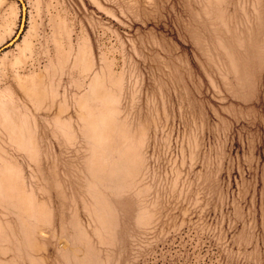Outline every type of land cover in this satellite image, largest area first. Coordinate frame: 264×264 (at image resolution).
<instances>
[{
  "label": "rangeland",
  "instance_id": "rangeland-1",
  "mask_svg": "<svg viewBox=\"0 0 264 264\" xmlns=\"http://www.w3.org/2000/svg\"><path fill=\"white\" fill-rule=\"evenodd\" d=\"M0 0V264H264V0Z\"/></svg>",
  "mask_w": 264,
  "mask_h": 264
},
{
  "label": "water",
  "instance_id": "water-1",
  "mask_svg": "<svg viewBox=\"0 0 264 264\" xmlns=\"http://www.w3.org/2000/svg\"><path fill=\"white\" fill-rule=\"evenodd\" d=\"M20 1L23 4L22 0H20ZM25 9H26L25 5L23 4V21L25 20V11H26Z\"/></svg>",
  "mask_w": 264,
  "mask_h": 264
}]
</instances>
